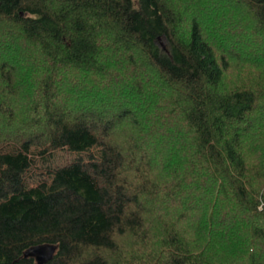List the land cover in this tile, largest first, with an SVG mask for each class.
Returning a JSON list of instances; mask_svg holds the SVG:
<instances>
[{
	"label": "trees",
	"instance_id": "trees-1",
	"mask_svg": "<svg viewBox=\"0 0 264 264\" xmlns=\"http://www.w3.org/2000/svg\"><path fill=\"white\" fill-rule=\"evenodd\" d=\"M43 243L264 264V0H0V264Z\"/></svg>",
	"mask_w": 264,
	"mask_h": 264
},
{
	"label": "rangeland",
	"instance_id": "rangeland-1",
	"mask_svg": "<svg viewBox=\"0 0 264 264\" xmlns=\"http://www.w3.org/2000/svg\"><path fill=\"white\" fill-rule=\"evenodd\" d=\"M252 45H247V49H249L251 52L256 50L257 48L262 49L261 46L259 47V46H252ZM160 46L161 47H166V41L165 40H161ZM245 55H249V54L246 53ZM254 75L255 74H252V73H250V72H248L246 70H243V68H239L238 66H234L227 73V79L230 81V82H228L229 84L241 86L242 84L248 83L252 79H255ZM32 185H35V182H32Z\"/></svg>",
	"mask_w": 264,
	"mask_h": 264
},
{
	"label": "water",
	"instance_id": "water-1",
	"mask_svg": "<svg viewBox=\"0 0 264 264\" xmlns=\"http://www.w3.org/2000/svg\"><path fill=\"white\" fill-rule=\"evenodd\" d=\"M58 246L52 243H43L31 246L24 255L25 257H33L38 264H45L54 258Z\"/></svg>",
	"mask_w": 264,
	"mask_h": 264
}]
</instances>
